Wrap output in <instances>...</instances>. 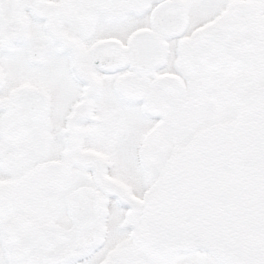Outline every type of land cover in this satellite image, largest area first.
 Returning a JSON list of instances; mask_svg holds the SVG:
<instances>
[{
    "label": "snow or ice",
    "instance_id": "obj_1",
    "mask_svg": "<svg viewBox=\"0 0 264 264\" xmlns=\"http://www.w3.org/2000/svg\"><path fill=\"white\" fill-rule=\"evenodd\" d=\"M0 264H264V0H0Z\"/></svg>",
    "mask_w": 264,
    "mask_h": 264
}]
</instances>
